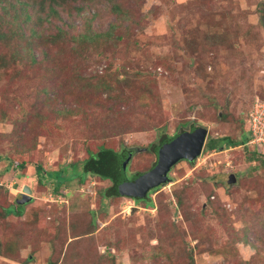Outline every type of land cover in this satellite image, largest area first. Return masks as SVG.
<instances>
[{
    "label": "rangeland",
    "instance_id": "obj_1",
    "mask_svg": "<svg viewBox=\"0 0 264 264\" xmlns=\"http://www.w3.org/2000/svg\"><path fill=\"white\" fill-rule=\"evenodd\" d=\"M123 2L141 24L131 23L130 38L117 42L113 53L106 52L115 64L133 72H156L160 105L168 110L165 131L174 134L179 123L202 112L208 133L238 135L240 126L234 118L243 120L254 98H264V0ZM93 9H100L106 21L115 16L106 0L88 5L87 11ZM59 11L56 24L63 27V33L71 26L82 29V15ZM85 56L82 67L87 75L102 71L105 62L94 49L87 48ZM158 61L163 65L155 68ZM9 80L0 72V108L15 105L23 94L21 81ZM207 96L227 105L230 124L211 120L214 111ZM83 123L78 115L66 118L60 128L47 134L36 128L39 136L31 154L33 163L37 160L44 171L51 172L86 157V143L92 149L95 143ZM113 126L117 137L108 140L102 135L107 144H116L119 138L136 150L147 148V154H138L131 161L130 171L149 168L157 129L132 132V127L118 130V125ZM10 130L11 124L0 121V153L11 151L7 138L1 137ZM259 151L264 152V146ZM246 154L232 147L202 151L192 164L178 161L169 172L170 180L148 193L151 203L147 199L104 198L100 192L110 182L92 175L81 184L75 178L70 187L63 185L64 196L52 203L48 190L37 187L34 164L23 174L11 170L1 180L10 187L17 184L13 194L29 186L32 199L24 205L21 220L8 218L11 224L5 234L25 226L20 222L28 221L35 208L42 221L36 219L33 226H26L29 231L19 238L18 257L0 256V264H48L52 254L58 257L55 264H183V256L191 253L195 264H264V242L262 237L256 239L264 234V170L254 162L245 163ZM235 176L238 181L227 183ZM84 223L91 230L84 229ZM53 227L59 232L55 241ZM217 248L229 255L218 253ZM94 251L103 256L97 257Z\"/></svg>",
    "mask_w": 264,
    "mask_h": 264
},
{
    "label": "trees",
    "instance_id": "obj_2",
    "mask_svg": "<svg viewBox=\"0 0 264 264\" xmlns=\"http://www.w3.org/2000/svg\"><path fill=\"white\" fill-rule=\"evenodd\" d=\"M106 1L108 10L115 14L109 21L101 18L100 9L87 11L88 5L95 0H0V72L11 78L9 80L11 83L13 80L21 81V91L24 94L15 105L7 103L4 108H0V121L11 124L9 132L1 133V137L9 141L11 151L0 153V165H2L0 168V256L17 258L19 238L25 237L29 231L26 226H33V221L36 219L38 222L42 221L39 218V209L35 208L28 221L20 222L21 225L26 223L22 227L24 235L22 228L5 234L11 224L8 218L13 216L21 220L24 205L31 200L26 203L18 202L23 198L24 193L13 194L11 191L17 189V184L13 187L8 186L1 180L2 176L11 170L23 174L28 166L33 165L31 154L36 148L39 136L37 129L42 132L45 129L44 133L47 134L50 129L60 128L66 118L81 116L85 122L84 127L95 143V148H90L86 143V157L63 164L59 169L51 172L44 171L42 164L35 160L37 187L48 190L49 200L51 201L53 197L52 201H55L52 203H56L59 196H64L63 185L70 187L71 180L75 178L77 183L81 184L87 175L110 182V186L100 192L104 198L126 197L118 193L114 180V173L119 170V165L125 159H127L125 167L127 177L139 175L156 163L159 148L169 140L196 130H204L206 133L202 151L241 148L247 152L245 163L254 162L257 167L264 170V152L259 151L264 145H249L247 143L249 133L246 129L248 113L253 102L257 99L264 101V98L258 96L254 98L243 120L234 118L240 126L238 135L208 133L202 121L205 119L202 112L196 114L195 118L185 119L179 123L174 134H168L165 131L168 110L160 105L156 90V72L148 69H135L133 72L115 64L109 59L112 55L106 52L108 50L113 53L112 50H115L113 47L117 46V42L127 41L130 38L129 25L135 22L140 26L141 20L135 18L133 10L123 0ZM59 9L68 10L70 13L75 11L76 14L82 15V29L71 26V30L67 29L63 33V27L56 24V19L60 17ZM89 47L101 57L99 60L105 62V66L101 72L95 71L87 75L82 65L86 59V56L83 57L84 52ZM80 56L83 58H78ZM157 63L155 68L163 65L162 62L158 65ZM206 98L214 111L210 115L211 120L222 123L226 121L230 124L232 117L226 108L227 105L220 104L214 100L215 97ZM26 105L29 108L25 109ZM190 108L192 109L193 106ZM23 122L25 124L22 126ZM115 124L118 125V130L124 126V130L132 127V132L137 128L157 129V141L151 145L154 160L149 168L142 172H131L129 169L131 161H136L138 154L148 153L147 148L136 150L124 144L119 138L116 144L112 142L107 144L106 138L102 135L107 136L108 140L112 136L117 137L113 130ZM193 162L194 160L187 161L189 164ZM230 179L228 178L227 183L233 184L239 178L235 176L232 182H229ZM205 180L207 178H204ZM160 186L151 189L148 193ZM148 193L144 198H128L137 201L147 199V202L151 203ZM177 202L179 203V199ZM93 221L95 223V217ZM89 223L91 226V222ZM83 226L84 229L91 230L87 223ZM103 228L108 229L107 226ZM57 235H59L58 228L53 227V241L59 238ZM263 236V233L257 235V241L262 237L263 243ZM217 252L229 255V252L223 248H217ZM94 253L97 257L103 256L97 251ZM193 255L194 253L189 254V257L183 256V264H195ZM57 260L58 257L52 254L47 262L55 264Z\"/></svg>",
    "mask_w": 264,
    "mask_h": 264
},
{
    "label": "water",
    "instance_id": "obj_3",
    "mask_svg": "<svg viewBox=\"0 0 264 264\" xmlns=\"http://www.w3.org/2000/svg\"><path fill=\"white\" fill-rule=\"evenodd\" d=\"M205 135L204 130H196L169 140L159 148L156 163L147 171L131 178L127 177L125 172V159L119 165V170L114 173L118 193L131 198H144L151 189L167 183L170 180L169 172L178 161L191 162L200 156ZM230 181H234V177ZM22 190L24 196L18 202L26 203L32 199V190L27 185H24Z\"/></svg>",
    "mask_w": 264,
    "mask_h": 264
},
{
    "label": "built area",
    "instance_id": "obj_4",
    "mask_svg": "<svg viewBox=\"0 0 264 264\" xmlns=\"http://www.w3.org/2000/svg\"><path fill=\"white\" fill-rule=\"evenodd\" d=\"M249 145H264V101L255 100L248 113Z\"/></svg>",
    "mask_w": 264,
    "mask_h": 264
}]
</instances>
